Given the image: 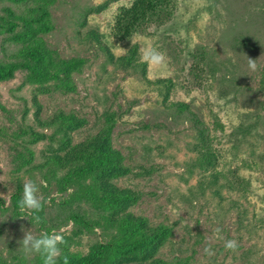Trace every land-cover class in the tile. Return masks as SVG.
I'll return each mask as SVG.
<instances>
[{"label": "rangeland", "instance_id": "obj_1", "mask_svg": "<svg viewBox=\"0 0 264 264\" xmlns=\"http://www.w3.org/2000/svg\"><path fill=\"white\" fill-rule=\"evenodd\" d=\"M130 2L59 0L50 5L52 28L37 37L59 58L84 60L72 75L73 92L44 88L37 93L38 86L27 82L23 71L0 82V258L32 264L34 255H25L18 243L22 229L37 236L58 230L71 239L70 252L79 254L101 238L97 230L70 236V223L57 227L62 217L57 203L68 192L57 193L35 168L51 144L45 138L31 143L28 131L20 134L30 128L47 136L49 130L39 124L60 111L84 120L70 133L71 144L89 139L105 116H113L111 147L129 168L113 184L139 195L129 213L172 231L156 257L185 264H264V0H176L164 25H150L128 42H117L111 36L113 17ZM4 7L15 13L23 8L0 0V16ZM88 31L97 33L99 41L87 38ZM132 44L137 61L145 64L143 72L121 70L101 49L106 47L115 59L126 52L117 45L127 50ZM3 47L7 53L0 51V59L5 61L20 46ZM152 48L165 54L162 64L143 58ZM245 55L257 60L256 71L248 69ZM177 103L187 105L212 137L210 166L198 167L196 151L202 147L191 115L178 114ZM27 150L32 157L24 165ZM26 179L37 183L44 201L41 226L11 207V195L18 189L20 198ZM232 239L238 244L235 251L224 247ZM207 246L215 255L204 254Z\"/></svg>", "mask_w": 264, "mask_h": 264}, {"label": "trees", "instance_id": "obj_2", "mask_svg": "<svg viewBox=\"0 0 264 264\" xmlns=\"http://www.w3.org/2000/svg\"><path fill=\"white\" fill-rule=\"evenodd\" d=\"M4 1L13 8H23L17 13L8 7L2 9L4 16H0V36H3V41L0 51L3 55L7 53L3 47L6 43L20 47L13 49L14 53L7 60L0 59V82L11 79L15 71H23L25 80L38 86L37 93L44 88L62 94L73 92L75 85L72 75L81 70L84 60L59 58L54 50L46 47L41 37H37L38 33L45 34L51 30L48 9L59 0ZM176 5V0H131L128 6L119 7L114 15L111 36L117 42H128L134 34L143 32L150 25L160 27L171 19ZM101 7L93 11L97 12ZM86 37L99 41L98 34L93 31H88ZM101 49H105L107 61L121 70L139 69L143 72L145 64L137 61L135 44L128 46L125 54L115 59L106 47ZM156 83L165 81L157 80ZM31 99L37 113L38 104L34 96ZM174 107L178 114L186 112V115H191L189 119L195 127L197 144L202 147L201 152L196 151L198 167L210 166L214 158L209 149L212 137H208L202 124L188 111L187 105L177 103ZM0 111H4L1 104ZM112 123L113 116H105L102 128L95 135L75 144H71L70 133L78 130L84 120L72 113L59 111L45 123L39 124L41 128L49 130L47 136L30 128L20 131V134L29 132L31 143L45 138L51 144L47 145L46 154L35 168L42 171L46 185L53 184L59 194L68 192L66 198L57 203L62 212L57 227L70 223V236L82 232L91 234L95 230L101 234L102 239L89 245L84 254L70 252L68 247L62 246L63 254L57 264H63V255L69 257V264H185L184 260L167 262L156 257L159 248L172 235L171 228L162 224L150 226L145 218L129 213L128 208L137 202L139 195L113 184L114 179L127 175L129 168L123 165L120 153L111 147ZM214 125L220 128V125ZM23 154L24 165H29L32 152L27 150ZM16 191L10 197L13 212L18 208L19 196ZM65 239L68 245L72 242L69 236H65ZM22 263L20 259L8 263L0 258V264ZM32 264H42L41 258L34 255Z\"/></svg>", "mask_w": 264, "mask_h": 264}, {"label": "clouds", "instance_id": "obj_3", "mask_svg": "<svg viewBox=\"0 0 264 264\" xmlns=\"http://www.w3.org/2000/svg\"><path fill=\"white\" fill-rule=\"evenodd\" d=\"M116 47L121 51H127L119 45ZM143 58L153 65H160L166 59L165 54L155 48L146 49ZM247 65L250 71L257 70V60L247 57ZM21 175H23V173H21ZM39 191V186L36 182L31 179H26L23 183L22 194L17 201V207L20 213L30 215L32 222L37 225L43 222L39 213L43 211L44 207V201L42 196L39 195ZM22 231L24 232L23 238L18 241L20 248L25 255H38L41 258L42 264H57V260L63 254V247H68L69 250L74 247L68 245L64 235L58 230H53L51 232L42 231L38 236L34 235L30 230L25 231L22 229ZM220 231V228L215 229L216 233ZM237 246V241L234 239L225 240L224 242V247L227 250L235 251ZM204 254L211 257L215 255V252L212 250L211 246H207L204 248ZM63 264H69V257L67 255H63Z\"/></svg>", "mask_w": 264, "mask_h": 264}]
</instances>
